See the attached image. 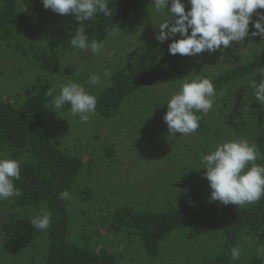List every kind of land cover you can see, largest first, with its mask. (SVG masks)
<instances>
[{
    "label": "rangeland",
    "instance_id": "obj_1",
    "mask_svg": "<svg viewBox=\"0 0 264 264\" xmlns=\"http://www.w3.org/2000/svg\"><path fill=\"white\" fill-rule=\"evenodd\" d=\"M184 3L188 11L185 0ZM152 8L150 3L132 14L118 36L108 37L103 42L100 53L93 54L90 49L87 52L57 49L51 52L49 63L40 70L32 59L34 49L59 42L63 33L75 30L79 22L71 13L60 15L51 9L29 11L22 0H17V9L26 19L15 30L10 43L0 38V95L15 101L35 75L41 73L57 86V93L60 84L73 80L83 84L96 97L110 83L114 71L140 61L156 60L159 54L168 53L169 44L179 37L177 34L163 43L156 39L159 23L169 17L166 12L155 14ZM257 18L254 12L253 21ZM253 30L250 24V32ZM263 44L260 36H249L244 42H234L227 49L214 53L205 51L202 64L190 62L183 76L130 96L122 113L115 118H103L95 111L90 114L89 122L83 123L78 116H72L70 104L58 112L49 107L46 120L55 141L85 163L70 199L72 231L76 239L100 229L101 233L94 237V242L106 244L114 251L118 264H204L220 251L219 234L191 238L189 231L180 230L164 241L158 257L150 258L137 238L124 232L109 231L107 220L111 211L120 205L130 204L142 210L177 206L181 201L180 177L185 172L195 178L204 203L224 205L210 200L212 190L204 176L206 169L201 168V157L214 150L217 144L233 139L247 138L255 144L254 136L263 124L264 105L255 100L254 92L240 91V86L235 85L230 90L216 92L213 97V108L206 114L211 126L208 134L195 132L172 136L163 120L166 102L178 90L183 77L200 75L212 78L252 59ZM17 45L22 48L15 49ZM105 70L110 71L109 77L104 76ZM90 72L100 75L99 84L87 82ZM85 189L90 190L89 196L84 194ZM42 208L46 207L20 208L11 198L0 201L3 215L7 211H17L32 219ZM46 244L47 231L38 229L29 248L15 250L0 242V263L44 264ZM239 246L241 257L232 260L231 264H246L251 256L258 255L259 245L247 236L241 237Z\"/></svg>",
    "mask_w": 264,
    "mask_h": 264
},
{
    "label": "trees",
    "instance_id": "obj_2",
    "mask_svg": "<svg viewBox=\"0 0 264 264\" xmlns=\"http://www.w3.org/2000/svg\"><path fill=\"white\" fill-rule=\"evenodd\" d=\"M185 1L190 10V3ZM22 2L32 12L45 9L42 0ZM0 3V38L10 43L15 30L22 26L26 18L18 11L17 0H0ZM150 3L152 0H108L113 15L105 17L102 13H97L83 25L89 42H104L109 37L107 31L113 28L120 30L132 14ZM76 29L63 33L57 43L47 47H33L32 59L35 66L40 70L45 67L49 63L51 52L57 49L77 50L69 42ZM20 48L21 45L15 46L17 50ZM23 51L27 52L25 49ZM204 56L171 55L168 52L159 54L154 61H140L126 69L114 71L110 83L96 95V112L106 119L118 117L130 96L163 81L183 76L190 62L196 64L199 61L202 64ZM262 65L264 44L252 59L210 79L218 93L230 90L235 85L240 86V91L252 93L249 81L256 79L259 82L260 75L254 76V72ZM51 86L52 81L38 73L15 101L0 95V154L20 162L21 178L14 182L20 194L11 197L12 202L20 208L45 206L51 212L50 226L46 229L44 264H118V256L114 251L106 244L98 245L94 242V237L101 233L100 229L80 239L74 237L70 199H61L60 193L68 191L71 195L85 163L70 150L58 145L48 126L47 111L53 104L52 98L45 93ZM198 115L202 119L196 132L208 134L211 126L206 115ZM262 120L263 124L259 126L254 138L258 151L256 162L264 165V118ZM180 185L181 201L177 206L142 210L130 204L120 205L111 211L107 229L137 238L150 258L158 257L164 241L177 231H189L191 238L219 234L220 251L204 264H231V248L239 246L243 236L249 237L259 246L264 245V197L248 206H210L202 200L191 173L182 174ZM89 191L85 189L83 192L88 194ZM31 220L17 211H7L5 215L0 212V242L15 250L31 247L36 234ZM246 264H264V258L259 255L251 256Z\"/></svg>",
    "mask_w": 264,
    "mask_h": 264
},
{
    "label": "clouds",
    "instance_id": "obj_3",
    "mask_svg": "<svg viewBox=\"0 0 264 264\" xmlns=\"http://www.w3.org/2000/svg\"><path fill=\"white\" fill-rule=\"evenodd\" d=\"M191 5L186 11L184 0H152V11L155 14L167 13L168 19L159 23V33L156 37L161 43L176 37L169 44V54L181 56H196L207 51L227 49L234 42H244L249 36H260L264 41V0H188ZM45 9L60 14H74L79 27L71 35L70 45L78 50L93 54L100 53L104 47L101 41L89 38L83 27L85 20H92L97 13L111 17L108 0H42ZM170 4V8H169ZM258 16L253 21V13ZM250 24L254 29L250 32ZM109 37L119 35V29L107 31ZM110 71L105 70L104 76L109 77ZM260 75L249 81L255 100L264 105V65L254 72ZM91 85L101 82V77L90 72L88 81ZM214 83L208 77L197 75L182 78L178 90L167 100V111L163 120L172 136L191 135L200 127L202 113L206 115L213 108V97L216 96ZM52 98L54 110L62 109L70 104L72 116H78L80 121L88 123L90 114L96 111L97 98L88 92L85 86L73 80L57 86L49 87L45 93ZM58 112V111H57ZM257 146L247 138L233 139L219 143L214 150L201 157L205 168L204 176L211 188V201H219L224 205L233 204L242 207L258 202L264 197V165L258 164ZM199 169V168H197ZM20 162L7 155L0 154V201L18 196L19 189L14 182L20 180ZM61 199H71L68 191L60 193ZM51 212L42 208L31 220L38 230L44 231L50 226ZM258 255L264 258V245L257 249ZM233 260L241 257L240 246L231 248Z\"/></svg>",
    "mask_w": 264,
    "mask_h": 264
}]
</instances>
